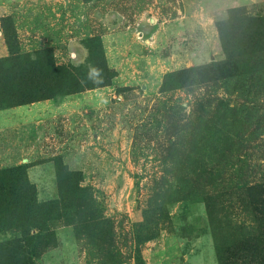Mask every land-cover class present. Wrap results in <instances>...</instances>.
Wrapping results in <instances>:
<instances>
[{
  "label": "rangeland",
  "instance_id": "1",
  "mask_svg": "<svg viewBox=\"0 0 264 264\" xmlns=\"http://www.w3.org/2000/svg\"><path fill=\"white\" fill-rule=\"evenodd\" d=\"M101 46L104 85L0 110V171L79 173L31 264H264V0H0V91Z\"/></svg>",
  "mask_w": 264,
  "mask_h": 264
},
{
  "label": "trees",
  "instance_id": "2",
  "mask_svg": "<svg viewBox=\"0 0 264 264\" xmlns=\"http://www.w3.org/2000/svg\"><path fill=\"white\" fill-rule=\"evenodd\" d=\"M100 52L102 64L99 66L98 58L93 56L91 70L75 66H53L47 69V74H52L49 75L51 88L42 95L32 93L19 96L22 91L9 89L0 91V110L53 98L57 94L71 95L87 88L104 85L108 81L109 70L103 46L100 47ZM7 60L3 62L8 63ZM95 75L100 78H95ZM13 77L12 73L10 78ZM65 169L58 173L61 184L64 183L61 185V198L45 202L38 201L35 186L29 181L23 167L0 171V235L4 236L0 238V264H31L30 249L55 245L50 225L63 220L69 223L75 219V207L82 208L85 205L78 186L72 182L79 180V173L68 172ZM252 190L255 191L251 188L250 192ZM71 195L79 200L76 205L74 204L76 199L70 198ZM247 197L252 199V194L249 193ZM33 229H38V234H34ZM7 236L9 238H5Z\"/></svg>",
  "mask_w": 264,
  "mask_h": 264
}]
</instances>
